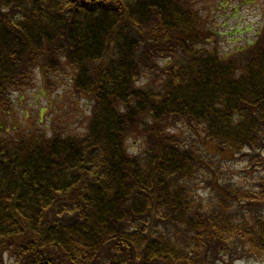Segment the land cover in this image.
<instances>
[{
    "label": "trees",
    "instance_id": "1",
    "mask_svg": "<svg viewBox=\"0 0 264 264\" xmlns=\"http://www.w3.org/2000/svg\"><path fill=\"white\" fill-rule=\"evenodd\" d=\"M206 19L195 0H0V264H233L235 241L264 262V26L229 55ZM35 69L69 73L82 133L15 123Z\"/></svg>",
    "mask_w": 264,
    "mask_h": 264
},
{
    "label": "rangeland",
    "instance_id": "2",
    "mask_svg": "<svg viewBox=\"0 0 264 264\" xmlns=\"http://www.w3.org/2000/svg\"><path fill=\"white\" fill-rule=\"evenodd\" d=\"M195 1L200 13L207 18L206 25L210 28V33H213L209 46L217 44L220 53L231 55L244 48L264 26V0ZM160 63L163 62L160 60ZM34 73L33 86L14 92L12 112L15 123L26 126L34 124L47 130H50V126H55V130L60 133H82L88 121L90 102L75 91L72 80L68 78L69 73L59 78L50 74L46 81L38 69ZM143 79L139 83L147 84ZM133 140L131 137L129 146L136 151L142 142L139 138ZM243 166L240 161H227L226 179L237 180L241 185L250 182L252 174L249 177ZM202 187V183L196 185L197 198L204 202L207 194ZM234 207L237 205H233L231 211ZM221 256L231 260L233 264H264L256 255H248L240 241H235L229 249L223 250Z\"/></svg>",
    "mask_w": 264,
    "mask_h": 264
}]
</instances>
